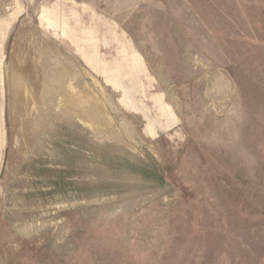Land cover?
Here are the masks:
<instances>
[{"label": "rangeland", "instance_id": "obj_1", "mask_svg": "<svg viewBox=\"0 0 264 264\" xmlns=\"http://www.w3.org/2000/svg\"><path fill=\"white\" fill-rule=\"evenodd\" d=\"M0 264H264V0H0Z\"/></svg>", "mask_w": 264, "mask_h": 264}, {"label": "bare ground", "instance_id": "obj_2", "mask_svg": "<svg viewBox=\"0 0 264 264\" xmlns=\"http://www.w3.org/2000/svg\"><path fill=\"white\" fill-rule=\"evenodd\" d=\"M56 65V64H55ZM49 66L47 68V71L51 73V75H60V72H63V68L56 65V66ZM33 83V81H32ZM222 77L221 76H217L216 78H214V80L211 82V89L213 90H216V91H221L220 87L222 86ZM62 90V95H63V98L62 100L60 101V103L64 104L65 107L67 106V108H69V110H71V112H77V113H82V112H85L84 109H92L94 110V107H95V104L94 103H97V99H95L96 97L92 94L91 95V89H89L88 87L85 88V94H84V91L83 92H80L79 90H76L75 88H73V86L69 83H66L65 86H63V88L61 89ZM57 90H55V92H57ZM54 92V90H53ZM89 93V95H87ZM21 94H19L20 96ZM98 96V94H96ZM105 95V94H104ZM103 98H99V103H106V99H108L107 97H104L102 96ZM108 102V101H107ZM92 103V104H90ZM110 103V102H109ZM104 106V105H103ZM106 107V106H105ZM96 108V107H95ZM91 110V111H92ZM88 113V112H87ZM93 115H92V121L96 124L94 125H97V126H101V125H108L109 126L111 125V120L107 118L104 119H101V117L97 118L96 117V112L94 110V112H92ZM91 113V114H92ZM106 113V112H105ZM86 114V113H85ZM101 115V114H100ZM106 115V114H105ZM99 116V115H98ZM89 117V116H88ZM87 118V117H86ZM91 118V117H90ZM89 118V119H90ZM88 121V120H87ZM123 124H125V130L128 132V133H131V127L129 126V124L127 122L124 123V121H122ZM86 124V123H85ZM93 127V126H92ZM91 128V127H90ZM96 128H100V127H96ZM95 128V129H96ZM109 128V127H108ZM100 131V130H99ZM102 133V132H101ZM122 133V132H121ZM133 133V132H132ZM111 136L112 138L114 137L115 139L116 138V135H114L113 133H111ZM123 137V136H122ZM129 137V135H128ZM21 231V229H19ZM29 230H30V227L26 226L23 228V233L25 235L29 234Z\"/></svg>", "mask_w": 264, "mask_h": 264}, {"label": "flooded vegetation", "instance_id": "obj_3", "mask_svg": "<svg viewBox=\"0 0 264 264\" xmlns=\"http://www.w3.org/2000/svg\"><path fill=\"white\" fill-rule=\"evenodd\" d=\"M219 76L222 77V81H223L222 86L220 87L221 91H216V90H214V91L217 92L220 95H225L226 94V91H227V86H226L225 80H223V76L222 75H219ZM209 90H212L213 91V89H211V84H210Z\"/></svg>", "mask_w": 264, "mask_h": 264}]
</instances>
